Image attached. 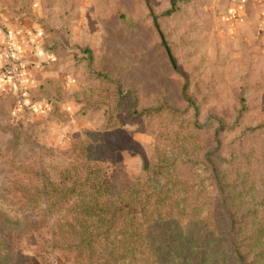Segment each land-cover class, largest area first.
Here are the masks:
<instances>
[{"label":"rangeland","instance_id":"1","mask_svg":"<svg viewBox=\"0 0 264 264\" xmlns=\"http://www.w3.org/2000/svg\"><path fill=\"white\" fill-rule=\"evenodd\" d=\"M235 5V0H0L3 264L8 254L9 264H69L71 254L54 246L46 206L22 205L16 194L33 192L40 174L58 181L72 165L85 173V158L72 153L80 151L78 138L89 140L96 164L107 165L113 192L145 182V164L167 159L173 165L158 177L184 222L215 223L220 192L229 201L259 200L264 24L250 4L244 3L246 14ZM153 14L180 71L167 57ZM17 30L29 36L27 48L37 45L33 51L47 50L51 58L25 85L14 40V63L23 75L8 88V78H1L4 37ZM185 80L190 102L182 95ZM114 148L121 150L123 163L112 169L107 163ZM208 159L220 172L221 190L201 167ZM17 183L27 186L18 192ZM257 235L264 241V223Z\"/></svg>","mask_w":264,"mask_h":264},{"label":"trees","instance_id":"2","mask_svg":"<svg viewBox=\"0 0 264 264\" xmlns=\"http://www.w3.org/2000/svg\"><path fill=\"white\" fill-rule=\"evenodd\" d=\"M174 5L173 1L166 13ZM152 20L173 69L180 71L156 15H152ZM112 87V93L117 94L116 87ZM186 87L185 80L182 95L190 102ZM78 140L80 151L72 153L85 158L81 165L85 173L72 165L62 170L58 181L40 174L33 192L16 194L22 205L36 207L41 201L46 206L42 210L53 219L54 246L71 254L69 264H264V241L257 235L264 223V190L259 200L250 201L249 205L240 203L238 196L229 201L220 192L212 216L215 223L210 225L204 220L187 223L174 210L172 195L164 190L165 184L158 177L173 165L167 159L152 167L145 164V182L113 192L107 165L95 163V154L89 152V140ZM122 163L121 150L111 149L109 167L115 169ZM201 167L221 190L222 179L215 162L208 159L207 165ZM17 185L14 190L18 192L27 186ZM59 235L63 239L60 242L56 240ZM12 259L8 254V264Z\"/></svg>","mask_w":264,"mask_h":264},{"label":"crops","instance_id":"3","mask_svg":"<svg viewBox=\"0 0 264 264\" xmlns=\"http://www.w3.org/2000/svg\"><path fill=\"white\" fill-rule=\"evenodd\" d=\"M236 1V5L238 6V8H240L238 10V12L240 13H244L246 14V10L244 9V3L246 2V6L247 4H250L251 8L254 11L253 16L258 17L259 19L262 20V23L264 24V0H235ZM237 8V9H238ZM32 35H34L33 37L35 38V34H33V31H31ZM12 37L14 38V40H16L17 42V49H16V57L17 59L20 60V64L22 66H24V70H25V77H24V84H30L32 83V81L35 80V78H33V70L35 68H40L43 69L45 67V64L49 61V59L51 58L49 52L47 50H39V51H33V49L37 46H32V45H28L27 48V44L28 41H26L25 39L29 36L25 35V33L21 30H17V32L15 34H12ZM35 44L37 41H34ZM26 47V48H25ZM32 63V65H30ZM4 80V77H1ZM5 81V80H4ZM11 85V79L8 78V88H10Z\"/></svg>","mask_w":264,"mask_h":264},{"label":"built area","instance_id":"4","mask_svg":"<svg viewBox=\"0 0 264 264\" xmlns=\"http://www.w3.org/2000/svg\"><path fill=\"white\" fill-rule=\"evenodd\" d=\"M15 48L16 44L14 39L8 35L4 37V48H3V54L5 57L6 65L4 69L2 70V76L4 78H9L12 80V82H17L21 79L23 73L22 71H19L14 63L15 60Z\"/></svg>","mask_w":264,"mask_h":264}]
</instances>
